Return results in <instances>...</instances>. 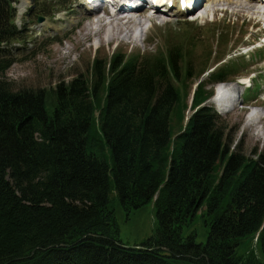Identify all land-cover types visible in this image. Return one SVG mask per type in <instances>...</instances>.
Segmentation results:
<instances>
[{
	"label": "trees",
	"instance_id": "trees-1",
	"mask_svg": "<svg viewBox=\"0 0 264 264\" xmlns=\"http://www.w3.org/2000/svg\"><path fill=\"white\" fill-rule=\"evenodd\" d=\"M14 1L0 0V46L25 41ZM177 44L96 58L51 90L11 88L17 61L0 51V264H264V154L230 151L233 130L201 107L205 84L184 125L191 82L214 54L196 67L198 45ZM239 72L231 63L210 80ZM112 192L127 213L157 196L158 226L142 249L124 247ZM204 207L199 244L183 231Z\"/></svg>",
	"mask_w": 264,
	"mask_h": 264
},
{
	"label": "rangeland",
	"instance_id": "rangeland-1",
	"mask_svg": "<svg viewBox=\"0 0 264 264\" xmlns=\"http://www.w3.org/2000/svg\"><path fill=\"white\" fill-rule=\"evenodd\" d=\"M70 2L71 0H65V2H61V0L33 1V11L30 12L31 5L28 9V14L29 12L30 14L27 16V19L26 17L22 19L24 24L26 21L27 25H31L27 35L29 37V46L24 48L22 45H15L10 49L11 54L17 61L5 76L11 88L16 91L23 89L51 90L60 84H66L80 77V75L85 76L89 63L95 58L103 61L110 59L116 52L123 55L127 54L128 56L141 54L147 57L160 52H166L170 48H173V46L180 45L177 44L180 41H182V45L184 44L182 48L184 51L189 48L191 43L198 45L196 48L190 49V51L195 58L196 67H199L202 63L206 62L205 58L208 60L207 52L209 50L203 49L201 51V44H205L206 42L205 45L210 46L216 55L207 62L210 69L213 70L231 62L241 63L242 58L247 63V67H244L239 77H231L221 87L222 95L224 92H228L227 90L230 88L233 89L234 86L240 89L238 81L249 77H254V81H258L257 83H259L258 85L262 91L261 97H258L255 101L235 103L234 107H228L222 111V120L227 122L226 124L233 130L230 138V151L235 152L240 150L250 159H257L260 155L264 154V79H259L264 76V51L261 53L254 51L248 54L249 56L242 57L246 51H251L264 45V25L260 23L264 21V12L260 9L261 7H256L257 5L254 6L255 4H253L262 13L255 15V10L251 8L252 3L245 2L244 0H225V2H219L218 0V3L213 2L208 4V7H203L200 14L204 19L196 20L195 22H190V19H193L192 17H164L145 12L137 13L133 15L135 20L139 14H144L148 18L151 17L152 20L149 18L150 22L147 21L143 25V37H141V30L134 27V34L138 37L136 47L132 45L117 46L116 44H111L104 45L98 49L95 42V47L93 46L91 49L86 50V47L81 48L78 45L80 31L83 28H88L92 29L93 33H97L100 30L103 32V30L108 28L106 25L107 19L115 22L117 21V17L111 18L102 14L99 17L91 16L82 21L81 30L80 28L76 29V33L68 35L57 34L55 31L45 33L44 29H49L50 27L47 22L51 18L56 17L61 9L60 7L65 5L71 7ZM20 4L21 2L18 0L16 5L19 7ZM18 7L16 8V12L18 17L21 18L23 15L20 16ZM39 18H43L45 21L41 26L38 23ZM95 19L98 21V24ZM77 21V17L70 20L73 24ZM67 26V28L71 27L70 24H67ZM61 28L63 27L57 28V30ZM216 30L222 33V39L228 44L227 48L217 46V38L213 34ZM189 34L192 40L184 39V36H188ZM53 39H59L60 41L55 42ZM201 52L203 53L200 55ZM219 52L220 54L227 53V55L224 58H219ZM209 74L205 73L201 76L196 74V77L191 82L193 85L189 93L191 94L192 90L202 83L206 85V90H213L215 92L217 86L211 84ZM254 81H252V85L255 84ZM239 89L237 94L241 91ZM190 94L188 97L189 108L186 111L187 118L193 115V110L190 108L192 101ZM226 96H228L227 93ZM207 104L215 107V104L211 100ZM106 159L109 163L111 162L109 157H106ZM111 201V207L115 210L116 221L120 228V236L124 247L140 248V245L155 235L158 223L154 202L132 213H127L122 209L118 198L113 192L111 194ZM205 210L204 207L197 214L196 219L186 225L183 231L184 236L196 233V241L199 244H206L208 239L209 227L206 226L205 218L203 217ZM255 243L253 244L254 246Z\"/></svg>",
	"mask_w": 264,
	"mask_h": 264
},
{
	"label": "bare ground",
	"instance_id": "bare-ground-1",
	"mask_svg": "<svg viewBox=\"0 0 264 264\" xmlns=\"http://www.w3.org/2000/svg\"><path fill=\"white\" fill-rule=\"evenodd\" d=\"M221 1L225 2V0H219V2H221ZM213 2L218 3V0L213 1ZM27 5H28V0H21V5L18 7V10H19L18 12H19L20 16H22L24 14ZM254 6H256V5H254ZM254 6L251 4L252 10H255L254 11V13H256L255 15L262 14ZM79 10H81V9H79ZM74 13L75 12L70 10V11H67L65 13V15L73 16ZM140 13H142V12H140ZM97 15H95V16H97ZM133 15L134 14H130V15H127L125 17H120L119 14H115L113 16H110L111 18L117 17V21L112 22L110 19H108V21H106L107 22L106 25L108 26V28L103 30V32H102V30H100L97 33H93L92 29H88V28L82 29V20L79 19L75 23V25H73L72 29L70 30V33H76V29H79V28H80V30L82 29L78 35V39H79L78 45L81 48L86 47L85 48L86 50L91 49L93 46L95 47V42H96L98 49L104 45H111V44H116L117 46L132 45L133 47H136L138 37L134 34V31H133L134 27H137L136 29L141 30V37H143V35H144L143 25L145 23H147V21L150 22V20H148V19L150 18L152 20V18L151 17H149V18L145 17L144 14H141V15L139 14V15H137V18L135 20L133 18ZM61 20H63V19L62 18L57 19V21H61ZM97 24H98V21H97ZM66 57L68 58V56H66ZM238 89L239 88L237 86L236 87L234 86L233 89L230 88L229 90H227L229 92L228 102H227L228 107L232 108L235 106L233 99H234V94H237Z\"/></svg>",
	"mask_w": 264,
	"mask_h": 264
},
{
	"label": "snow or ice",
	"instance_id": "snow-or-ice-1",
	"mask_svg": "<svg viewBox=\"0 0 264 264\" xmlns=\"http://www.w3.org/2000/svg\"><path fill=\"white\" fill-rule=\"evenodd\" d=\"M170 2V0H169ZM181 6H183L184 0H180Z\"/></svg>",
	"mask_w": 264,
	"mask_h": 264
},
{
	"label": "water",
	"instance_id": "water-1",
	"mask_svg": "<svg viewBox=\"0 0 264 264\" xmlns=\"http://www.w3.org/2000/svg\"><path fill=\"white\" fill-rule=\"evenodd\" d=\"M125 248H129V247H125ZM138 249H142V248H138Z\"/></svg>",
	"mask_w": 264,
	"mask_h": 264
}]
</instances>
